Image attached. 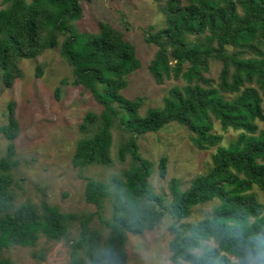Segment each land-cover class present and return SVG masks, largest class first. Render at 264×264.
<instances>
[{"label":"trees","instance_id":"obj_1","mask_svg":"<svg viewBox=\"0 0 264 264\" xmlns=\"http://www.w3.org/2000/svg\"><path fill=\"white\" fill-rule=\"evenodd\" d=\"M82 1L91 0H1V84L12 87L22 76L21 59L58 48L70 66L71 84L89 91L101 108L82 116L71 156L85 181L84 199L95 207L78 213L51 204L42 189L38 202L17 203L20 128L16 103H7L0 125L7 140L0 156V264H15L5 250L35 247L41 237L68 247L67 264H126L128 233L153 230L165 213L172 218L167 244L172 264H230L229 257L237 254L234 236L264 232V201L257 197L259 191L264 199V0H153L163 26L143 31L144 41L156 47L148 72L158 84L166 79L182 84L169 88L162 105L143 114L144 97L122 93L127 76L142 65L135 45L106 20H99L93 32H76L73 22L82 16ZM213 62L220 64L215 77ZM41 69L38 65L36 75ZM59 91L57 86L56 97ZM169 122L183 126L196 149L215 146L216 151L184 189L179 179H169L170 201L164 205L149 187L153 162L142 156L137 141ZM215 124L237 135L222 145L223 133ZM114 129L120 130L115 156ZM114 158L127 165L107 180L81 173L90 165L110 166ZM167 161L166 155L157 161L161 178ZM213 201L200 219L183 221L196 206ZM95 219L99 227L93 226ZM233 223L240 233L227 227ZM213 239L216 248L208 247Z\"/></svg>","mask_w":264,"mask_h":264},{"label":"rangeland","instance_id":"obj_2","mask_svg":"<svg viewBox=\"0 0 264 264\" xmlns=\"http://www.w3.org/2000/svg\"><path fill=\"white\" fill-rule=\"evenodd\" d=\"M81 3L82 16L73 22L76 32H93L99 20H106L120 29L135 45L142 65L127 76L128 83L122 93L127 97H144L141 114L150 106H161L169 88L182 82L166 79L158 84L147 69L156 47L144 41L143 31L149 25L155 28L163 26V14L157 4L153 0H91ZM120 14L124 15V20ZM38 65L42 69L36 75ZM20 68L22 76L15 80L12 87L6 88L0 82V125L6 120L7 103L14 101L20 128L15 139L16 154L20 160L15 172L16 182L20 186H14L17 203L26 200L38 202L42 189L46 191L49 202L62 210L78 213L94 211V205L84 199L85 181L79 176L78 169L72 166L71 156L81 136L78 125L82 116L88 110L99 111L100 105L81 85L71 84L70 66L61 57L58 48H47L35 58L21 59ZM219 68L220 64L213 62L211 76L215 77ZM61 80H65V84H61ZM57 86L60 87L58 97L55 96ZM215 130L223 133L222 145H227L237 135L232 129L220 131L218 124H215ZM188 134L183 126L169 122L158 131L146 132L138 138L140 153L153 162L149 187L163 198L164 205L170 201L169 179L176 177L184 189L192 177L207 168L212 153L216 151L215 146L205 150L196 149ZM113 135L112 153L115 156L120 130L114 129ZM6 144L7 140L0 133V156L4 154ZM162 155L168 158L165 178L159 176L156 165ZM126 165L127 162L120 163L114 158L110 166L90 165L82 169L81 173L107 180ZM257 197L264 201L259 191ZM215 203L196 206L183 221L200 219ZM109 212L107 204L104 215L108 217ZM171 221L170 215L165 213L153 230L141 235L128 233L126 264H172L167 248L171 237L168 230ZM93 226H100L97 219L93 221ZM39 254H44L43 258H39ZM4 256L15 264H67L69 259L66 245L47 241L44 237L38 240L35 247L14 246L5 250Z\"/></svg>","mask_w":264,"mask_h":264},{"label":"clouds","instance_id":"obj_3","mask_svg":"<svg viewBox=\"0 0 264 264\" xmlns=\"http://www.w3.org/2000/svg\"><path fill=\"white\" fill-rule=\"evenodd\" d=\"M227 227L234 228L238 233L242 231L240 225L235 223L229 224ZM233 239L238 241V246L236 249L237 254L229 257L230 264H264V232H258L243 238L234 236ZM208 247H218L215 239L208 242Z\"/></svg>","mask_w":264,"mask_h":264}]
</instances>
